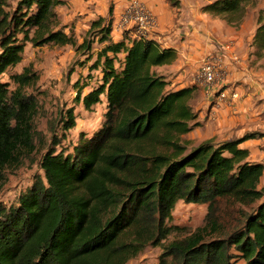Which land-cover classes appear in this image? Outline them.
Segmentation results:
<instances>
[{"label": "trees", "instance_id": "obj_1", "mask_svg": "<svg viewBox=\"0 0 264 264\" xmlns=\"http://www.w3.org/2000/svg\"><path fill=\"white\" fill-rule=\"evenodd\" d=\"M247 1L211 0L203 9L238 23ZM63 3L0 0V190L5 169L36 148L38 99L27 89L37 72L25 66L13 73V88L1 79L21 61L26 42L70 44L88 60L94 56L91 68H99L101 82L83 95L78 90L76 99L90 109L103 96L104 119L70 152L49 145L39 158L42 176L15 204L0 201V264H125L147 244L161 246L159 264H264V164L248 160V150L238 146L264 132L205 139L187 149L181 135L198 124L189 102L196 85L177 86L157 71L177 50L151 35L123 32L113 39L111 7L77 41L59 25L55 7ZM257 22L252 44L259 55L264 13ZM58 120L63 131L72 128L73 110ZM179 200L206 203V222L169 239ZM220 202L237 205V223L225 221L230 213Z\"/></svg>", "mask_w": 264, "mask_h": 264}, {"label": "rangeland", "instance_id": "obj_2", "mask_svg": "<svg viewBox=\"0 0 264 264\" xmlns=\"http://www.w3.org/2000/svg\"><path fill=\"white\" fill-rule=\"evenodd\" d=\"M63 1V4L55 7L59 25H65V31L73 33L77 41H81L90 21L98 16H107L110 7L114 18L112 38H119L123 32L130 35L137 34L135 25L131 21L127 22L125 26L117 28L126 7L134 0ZM136 1H141L149 9L151 7L155 9L152 10V13L160 27L162 20L166 17H172L173 24H171L170 29L172 27L178 29L181 26L182 31H190L191 29L215 31L214 35L223 44L238 34L241 38H244L242 49H245L246 46H253L251 53L254 54L255 60H264V49L260 50L261 54H256L251 36L258 25V14L264 13V0L247 1L244 5L243 16L238 23L228 21L226 16L205 11L203 7L211 0ZM11 2L14 3L15 0H11ZM148 33L152 34V32ZM249 40H251L250 43H248ZM99 46L96 42L93 44L94 49ZM206 56L214 57L211 52L203 55V57ZM93 61L94 56L88 60L87 53H76L70 44L47 43L36 46L26 42L21 61L9 67L1 75V79L8 82L9 88L15 86L10 76L13 73L22 71L25 66H30L38 75L35 85L27 89L38 99V112L34 117L36 148L31 155L23 158L19 166L5 169L4 183L0 190V201L5 205L15 204L17 195L30 186L33 178L37 175L42 176L39 158L49 145L55 144L57 151L70 152L80 137L87 138L91 136L101 125L106 108L104 97L101 96V101L92 105L90 109L84 108L82 102L76 99L78 90L80 95H83L101 82L99 68H91ZM260 65L264 66V64ZM157 71L164 73L166 77L171 79L172 83L177 81V73L169 66L157 67ZM199 101L200 97L196 95L195 90L189 102L197 114L195 120L198 124L189 132L181 135V142L185 144L187 149L205 140L208 135V128L203 116L200 114L201 109L196 110ZM67 108L73 110L75 125L63 131L58 119ZM219 206L226 208L230 213L224 218L225 221L237 223L239 220V213L235 210L237 205L234 208H227L226 204L220 202ZM241 207L245 208L244 206ZM206 213V203L179 200L175 204L171 219L168 222V225L173 227L168 238L187 235L203 226L206 222ZM160 253V245L147 244L125 264H159ZM236 264H244V262L238 260Z\"/></svg>", "mask_w": 264, "mask_h": 264}, {"label": "crops", "instance_id": "obj_3", "mask_svg": "<svg viewBox=\"0 0 264 264\" xmlns=\"http://www.w3.org/2000/svg\"><path fill=\"white\" fill-rule=\"evenodd\" d=\"M171 19L162 20L161 27L156 21L151 36L177 50L176 59L167 65L177 73L174 84L196 85V95L200 97L196 110L201 109L200 114L208 128L206 139L217 142L239 138L246 132H264V66L260 65L264 60H255L251 53L253 46L242 49L244 38L237 34L228 41L230 49L221 50L223 42L214 35L215 31H182L181 26L170 29ZM207 52H211L221 66L222 78L215 87L206 84L197 74L200 61ZM220 87L226 92L237 91L238 97L220 99L216 93ZM238 146L248 150V160L264 164V136L248 138ZM260 184H264V171Z\"/></svg>", "mask_w": 264, "mask_h": 264}, {"label": "built area", "instance_id": "obj_4", "mask_svg": "<svg viewBox=\"0 0 264 264\" xmlns=\"http://www.w3.org/2000/svg\"><path fill=\"white\" fill-rule=\"evenodd\" d=\"M133 22L138 35L147 36L148 32L156 26V19L152 11L147 8L141 1H132L122 15L121 20L117 24V28L123 27L127 22ZM231 44L229 42L224 43L220 49L228 50ZM198 76L209 86L215 87L217 81L222 78L221 66L217 62L215 57H203L200 61L198 68ZM217 96L220 99H235L238 97V93L235 90L226 92L222 87L216 90Z\"/></svg>", "mask_w": 264, "mask_h": 264}]
</instances>
